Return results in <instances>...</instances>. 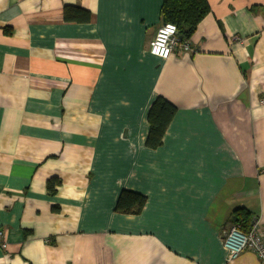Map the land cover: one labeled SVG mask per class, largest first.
<instances>
[{"label": "crops", "instance_id": "1", "mask_svg": "<svg viewBox=\"0 0 264 264\" xmlns=\"http://www.w3.org/2000/svg\"><path fill=\"white\" fill-rule=\"evenodd\" d=\"M207 1L161 59L162 0H0V264H258L223 234L244 207L264 235V0ZM158 96L178 112L150 149Z\"/></svg>", "mask_w": 264, "mask_h": 264}, {"label": "trees", "instance_id": "2", "mask_svg": "<svg viewBox=\"0 0 264 264\" xmlns=\"http://www.w3.org/2000/svg\"><path fill=\"white\" fill-rule=\"evenodd\" d=\"M211 8L207 0H162L161 19L163 23L172 22L178 28V35L183 40H189L196 31L200 22L210 13ZM66 20L85 22L90 18L87 10L77 7H65ZM8 32V30H5ZM178 112L177 107L162 96H158L148 111L149 133L146 138V147L157 149L163 144L166 131ZM60 183L57 178H51L47 187L50 192L55 191ZM147 197L141 193L122 190L118 196L115 211L122 214H140L146 204ZM253 218L244 207L233 211V225L237 224L243 231H249Z\"/></svg>", "mask_w": 264, "mask_h": 264}, {"label": "built area", "instance_id": "3", "mask_svg": "<svg viewBox=\"0 0 264 264\" xmlns=\"http://www.w3.org/2000/svg\"><path fill=\"white\" fill-rule=\"evenodd\" d=\"M189 49L190 41L179 37L178 28L172 22L163 23L150 43L151 54L161 59L169 58L175 50L186 52ZM0 245L3 248L7 247L4 231L1 228ZM223 246L227 251V263L234 261L243 252L250 250L256 254L258 264H264V235L257 220H253L249 231H243L237 224L224 231Z\"/></svg>", "mask_w": 264, "mask_h": 264}, {"label": "clouds", "instance_id": "4", "mask_svg": "<svg viewBox=\"0 0 264 264\" xmlns=\"http://www.w3.org/2000/svg\"><path fill=\"white\" fill-rule=\"evenodd\" d=\"M170 30H172V29L170 28Z\"/></svg>", "mask_w": 264, "mask_h": 264}]
</instances>
